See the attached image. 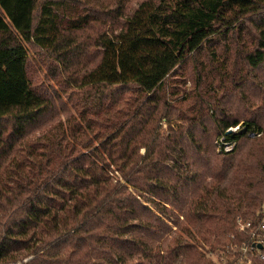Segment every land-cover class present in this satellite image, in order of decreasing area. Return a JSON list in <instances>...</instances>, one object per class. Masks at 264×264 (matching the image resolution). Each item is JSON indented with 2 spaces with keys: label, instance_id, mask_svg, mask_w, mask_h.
Instances as JSON below:
<instances>
[{
  "label": "trees",
  "instance_id": "obj_1",
  "mask_svg": "<svg viewBox=\"0 0 264 264\" xmlns=\"http://www.w3.org/2000/svg\"><path fill=\"white\" fill-rule=\"evenodd\" d=\"M124 7L0 0V264H217L205 258L209 248L225 254L224 264H264V81L255 101L240 97V118L214 117L217 140L237 147L248 139L254 150L234 157L236 148H221L210 182L186 203L180 232L162 239L167 207L181 204L188 186L181 137L197 111L218 108L201 97L187 111L168 104L166 80L202 51L217 58L216 43L224 45L214 69L223 82L260 67L264 0H139L128 14ZM111 9L116 29L98 31ZM30 48L61 64L56 81L69 89L71 113L27 137L52 105L30 81ZM226 53L241 54L245 70ZM240 121L242 130L227 132Z\"/></svg>",
  "mask_w": 264,
  "mask_h": 264
},
{
  "label": "rangeland",
  "instance_id": "obj_2",
  "mask_svg": "<svg viewBox=\"0 0 264 264\" xmlns=\"http://www.w3.org/2000/svg\"><path fill=\"white\" fill-rule=\"evenodd\" d=\"M137 1L139 0H125V7L122 11L128 14ZM117 5L118 3L114 5V10H116ZM104 14L105 13L100 11L99 17L102 18ZM114 15L115 12L111 9L104 16L103 22L98 21L96 24L97 30L105 29L110 32L115 30L117 23L115 17H112ZM93 36L90 35V38H94ZM226 44L231 48L234 46L230 40ZM222 46L224 45L218 43L214 45V48L217 49V58L211 56L210 50L202 51L198 55L191 56L184 63L177 66L172 75L166 80L165 99L168 104L177 105L183 111H187L194 106L202 105L198 100L201 97L208 102L215 101V103L218 104V108H210L208 113L197 111L195 115L197 116V123L190 129L191 133L187 132L181 137V147L186 156L182 159L183 168L180 175L188 177V186L183 188L182 191L179 190L178 196L181 195L182 200H179L182 201L181 204L177 202V207L170 205L167 207V215H169V217H164L163 220L168 228L165 229L166 232L163 233L162 239L180 232L178 225L184 222L183 211L186 207V203L195 195L200 185L210 182L211 168L214 169L215 157L218 156L221 148L224 151L236 148L234 157L237 156V153L248 154L249 151L254 150L253 144L248 139L241 140L237 147L234 143H229L227 146L221 145V141L216 139L217 128L214 117L221 116L229 119L241 117L242 106L240 104V97L250 101L256 100L257 85L259 82L264 81V63L257 69L251 71L248 75L243 71H239L238 74L235 75V80L223 82V80H220L217 76V70H214L215 67L219 70L221 63H216V60H220L222 56L220 51ZM90 50L91 52L94 50L92 45H90ZM227 57L230 61L235 60L237 67L245 70L241 54L236 56L234 53H229ZM28 60L29 77L32 85L35 88L43 89L51 96L52 105L38 120V123L29 128L30 131L26 134L27 137L38 134L54 122L63 120L71 113L70 99L67 95L69 89L66 87L62 89L61 84L56 81V79L61 76V73L56 70L61 64L57 63L51 55L37 48H30ZM205 70H207V74L204 73ZM204 74L205 78L203 77ZM199 77L202 79L198 84ZM200 108L203 109L204 106ZM171 122V125L174 127H176V124L180 123L179 120H172ZM184 123L185 122H181L180 124L184 125ZM242 128L243 124L242 121H240L238 125L230 127L229 129L231 132H239ZM158 132L163 135L168 132V123L164 119L158 123ZM242 150L243 152H241ZM143 151L144 148H140V153H143ZM241 226H243V223H241L239 229H241ZM229 237V234L226 236L224 235L221 241ZM232 248L235 249V245H232ZM208 250L209 251L204 253L206 259H211L217 262V264L225 263V254L223 255L219 250L212 252H210V248ZM242 252L244 253L243 250ZM221 260L224 263L221 262Z\"/></svg>",
  "mask_w": 264,
  "mask_h": 264
},
{
  "label": "built area",
  "instance_id": "obj_3",
  "mask_svg": "<svg viewBox=\"0 0 264 264\" xmlns=\"http://www.w3.org/2000/svg\"><path fill=\"white\" fill-rule=\"evenodd\" d=\"M219 140L221 141V145H224V146H227L229 143H231V142H224L222 138H220ZM248 225L249 224L247 223L246 226H248ZM243 227L244 226H241V230H243ZM260 229H264V225L263 224L260 225ZM255 242L261 243V240L257 239ZM243 251H245V249H243Z\"/></svg>",
  "mask_w": 264,
  "mask_h": 264
},
{
  "label": "water",
  "instance_id": "obj_4",
  "mask_svg": "<svg viewBox=\"0 0 264 264\" xmlns=\"http://www.w3.org/2000/svg\"><path fill=\"white\" fill-rule=\"evenodd\" d=\"M227 132H230V129H229V130H227Z\"/></svg>",
  "mask_w": 264,
  "mask_h": 264
}]
</instances>
